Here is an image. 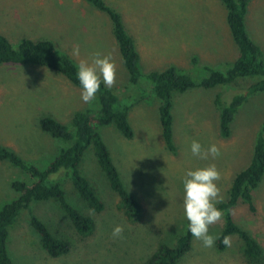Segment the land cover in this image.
<instances>
[{
	"label": "rangeland",
	"instance_id": "obj_1",
	"mask_svg": "<svg viewBox=\"0 0 264 264\" xmlns=\"http://www.w3.org/2000/svg\"><path fill=\"white\" fill-rule=\"evenodd\" d=\"M105 1L122 14L142 55L141 71L145 75L176 66L199 80L208 74L205 67L224 71L238 56L226 22L227 11L220 0ZM246 25L250 38L264 55V0L250 3ZM0 34L14 46L25 39L49 40L77 63L80 59L91 62L96 52L111 54L117 66L116 84L111 88L116 94L122 97L126 89L127 94L143 88L151 90L145 81L137 89L130 84L109 16L83 0H0ZM76 44L80 45L79 57L71 54ZM194 57L198 59L196 65ZM67 81L44 67L0 65V145L15 151L26 162L47 169L70 144L44 133L40 120L54 118L71 128L76 110H99L97 98L84 103L81 91ZM243 81L213 90L175 94L172 113L176 153L166 148L159 122L160 101L152 94L131 110L133 140L126 139L113 125L98 128L125 187L142 204L144 217L134 221L125 216L118 194L110 187L90 147L80 170L105 210L97 214L88 209L65 171L57 175V182L69 203L94 219L95 230L87 236L80 235L54 201L34 202V214L54 235L71 242V252L60 258L50 257L30 226L28 211H23L10 230L8 250L13 264H145L162 244L174 247L176 237L185 232L188 224L182 183L186 171L215 164L221 173L217 183L225 202L233 178L251 163L264 118V95L251 96L239 109L229 139L220 137V110L214 103L221 94L223 102L229 104L254 82L249 78ZM193 140L205 148L217 144L221 156L215 160L193 156ZM16 180L29 185L33 182L22 170L0 162V210L18 197L11 186ZM253 197L255 212L241 202L232 214L235 222L259 242L264 264V177ZM223 222L224 216L220 223L209 227V234L219 236ZM117 225L124 227V238L114 240L111 233ZM231 240V246L219 253L216 242L212 248H205L194 239L190 252L179 264H246L238 242L233 236Z\"/></svg>",
	"mask_w": 264,
	"mask_h": 264
},
{
	"label": "trees",
	"instance_id": "obj_2",
	"mask_svg": "<svg viewBox=\"0 0 264 264\" xmlns=\"http://www.w3.org/2000/svg\"><path fill=\"white\" fill-rule=\"evenodd\" d=\"M83 1L109 16L130 84L137 89L141 82L145 81L151 86V90L148 92L143 88L135 93L127 94L126 89L121 97L102 82L100 91L96 94L99 110L75 112L72 116L71 128L54 118H42L40 128L44 133L70 144L59 152L45 170L26 162L15 151L0 145V162H8L28 174L33 180L31 185L24 181H13L11 186L18 197L5 204L0 210V264H13L8 250L10 230L17 225L23 211H28L30 226L39 236L40 245L50 257L60 258L71 252V242L54 235L49 227L34 214L32 209L34 202L54 201L80 235L87 236L95 230L94 219L72 206L61 184L57 182L58 174L65 171L88 209L97 214L105 210L104 203L80 170L83 156L90 147L93 148L97 163L110 187L118 194L125 216L134 221L142 220L144 208L125 187L98 128L113 125L126 139L133 140L135 134L129 122L130 111L142 101L147 100L151 94L160 101L162 135L166 148L171 153L177 152L172 113L175 94H185L194 89L213 90L237 85L248 78L254 80L245 93L235 96L229 104L223 102L221 94L215 97L214 103L220 110L219 131L222 138L231 136V126L235 117L248 99L251 96L264 95V55L261 48L250 38L246 25L248 8L254 0H220L227 11L226 22L238 48V56L227 70L205 67L208 74L199 80L176 66L143 74L135 40L127 30L122 14L109 6L105 0ZM197 60V57H194L193 64L196 65ZM0 65L48 68L81 89L76 75L77 64L49 40L25 39L14 46L6 36L0 34ZM263 177L264 118L256 138L251 163L234 177L227 201L216 205L224 214V227L219 234L220 238L216 240V249L219 253L227 250L228 246L222 242L224 236H238L246 264H261L263 250L251 234L234 221L232 210L239 202H242L248 205L252 212L256 211L253 192L258 188ZM194 239L187 224L185 232L176 237L174 247L162 244L145 264H179L190 252Z\"/></svg>",
	"mask_w": 264,
	"mask_h": 264
},
{
	"label": "clouds",
	"instance_id": "obj_3",
	"mask_svg": "<svg viewBox=\"0 0 264 264\" xmlns=\"http://www.w3.org/2000/svg\"><path fill=\"white\" fill-rule=\"evenodd\" d=\"M74 57L80 56V45L76 44L72 48ZM117 66L112 59L111 54L103 55L96 52L89 60L80 59L77 65V79L81 85V99L84 103H91L100 91V85L103 84L112 88L116 84ZM191 153L193 156L208 160H215L221 156L220 148L212 143L207 148L200 142L193 140L191 142ZM221 180V173L215 166L210 164L207 167L197 168L186 171L182 183L184 190L183 207L185 217L188 221V230L191 235L202 242L205 248H212L220 237L209 234L211 225L220 223L223 219V212L216 205L223 202L221 189L218 181ZM112 238L123 239L124 227L117 225L114 227ZM223 244L231 246V238L223 237Z\"/></svg>",
	"mask_w": 264,
	"mask_h": 264
},
{
	"label": "crops",
	"instance_id": "obj_4",
	"mask_svg": "<svg viewBox=\"0 0 264 264\" xmlns=\"http://www.w3.org/2000/svg\"><path fill=\"white\" fill-rule=\"evenodd\" d=\"M255 1V0H254ZM257 1V0H256ZM248 10H249V8H248ZM248 30V29H247ZM112 32H113V30H112ZM116 40V39H115ZM120 50V49H119ZM139 52V51H138ZM121 54V53H120ZM139 55H140V65H142V55H141V53L139 52ZM198 54H196V56H197ZM144 61H146V60H144ZM77 65H78V63L77 62H75ZM121 64H122V61H121ZM48 69V68H47ZM68 82V81H67ZM67 84H70L69 86H71L72 88H77V87H75V86H73L70 82H68ZM76 90H82V89H80V88H77ZM82 110V109H81ZM81 110H76L75 112H77V111H81ZM74 112V113H75ZM68 113H70V109H69V111H68ZM73 113V114H74ZM73 114H72V116H73ZM131 121V111H130V114H129V122ZM159 122H160V118H159ZM130 124H131V122H130ZM162 131V130H161ZM220 134V133H219ZM231 135H232V133H231ZM221 137V136H220ZM231 137V136H230ZM229 137V138H230ZM135 138V137H134ZM222 138V137H221ZM228 138V139H229ZM224 139V138H223ZM174 142H175V135H174ZM238 174V173H237ZM236 174V175H237ZM235 175V176H236ZM231 178H232V176H231ZM234 179V178H233ZM233 181V180H232ZM232 184V183H231ZM241 202H239L234 208H233V210H232V212H234V209L240 204ZM238 209V208H237ZM232 216H233V214H232ZM234 219V218H233ZM235 221V220H234ZM240 226V225H239ZM223 227H224V222H223V225H222V227H221V230L223 229ZM241 228H242V226H240ZM232 237V236H231ZM230 237V238H231ZM233 240H235L234 242H238V244H239V247H240V251L242 250L241 249V244L239 243V239H238V237H235V236H233ZM232 241V240H231ZM258 242V241H257ZM259 243V242H258ZM242 252V251H241ZM242 255V254H241Z\"/></svg>",
	"mask_w": 264,
	"mask_h": 264
}]
</instances>
